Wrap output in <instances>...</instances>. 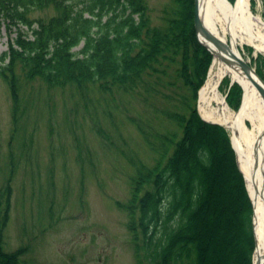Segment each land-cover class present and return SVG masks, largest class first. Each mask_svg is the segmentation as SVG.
Returning <instances> with one entry per match:
<instances>
[{
  "label": "rangeland",
  "instance_id": "374dc122",
  "mask_svg": "<svg viewBox=\"0 0 264 264\" xmlns=\"http://www.w3.org/2000/svg\"><path fill=\"white\" fill-rule=\"evenodd\" d=\"M143 1L152 23L161 25L162 9L168 5V0ZM251 11L264 21V0H251ZM56 15V9L49 7L31 12L29 20L50 19ZM5 25L0 18V234L4 253L16 261L7 258L0 264H155L149 257L138 260L136 254L145 255L143 242L140 239L133 241L124 209L131 199L138 164L151 167L154 161V153L139 134L136 123L148 118L150 113V119H153L152 113L166 107L159 99L163 90L158 95L154 93L147 102L137 93L121 90L112 94L100 93L95 87L82 97L71 85L49 88L38 78L27 79L19 62L15 61L13 67L5 65L11 60L10 45L15 43L16 35L15 28L9 30ZM218 25L222 26V23ZM23 30L31 33L28 26ZM198 46L202 48L199 43ZM81 47L82 44L73 51H79ZM239 49L249 66L264 80L262 55L254 57L248 46ZM213 58L211 56L206 66L194 103L197 115L205 122L198 112L199 92L213 65ZM12 81L18 90L17 121L13 117ZM219 90L228 107L237 111L242 98L240 84L230 85V80L225 78ZM152 124L159 129L169 125L163 118L153 119ZM215 125L225 130L236 159L229 131L221 124ZM200 138L202 141L203 135ZM236 162L239 168L237 159ZM186 167L188 174L181 171L179 176L187 181L186 176L190 174L192 181L197 179L204 189L199 218L204 216L207 204L211 209L217 206L211 212L213 217L218 216L211 225L207 222V228L198 221L199 227L194 228V232L181 235L183 238L177 249L181 253L195 252V238L209 227L205 239L199 243V264L233 263L236 255L228 252L226 245L229 239L232 240V234H237V227L235 230L232 225L238 221L233 218L234 213H239L238 229L242 227L243 230L245 217L250 232L247 226L246 242L241 240L235 245L244 250L246 264L248 259L253 264V205L244 178L250 207L243 203L242 191L235 192L233 181L224 182V175L222 183H218L216 177L214 179L221 185L219 191L217 186L213 193L209 186L206 188L205 171L217 170L222 176L228 168L226 163L221 166L212 160L207 170L201 172L194 165ZM212 196H216L213 197L216 200ZM218 197H222L226 208H221L223 204L220 205ZM192 221L191 213V227Z\"/></svg>",
  "mask_w": 264,
  "mask_h": 264
},
{
  "label": "trees",
  "instance_id": "16d2710c",
  "mask_svg": "<svg viewBox=\"0 0 264 264\" xmlns=\"http://www.w3.org/2000/svg\"><path fill=\"white\" fill-rule=\"evenodd\" d=\"M167 2L162 9V24L154 25L143 0H0V18L9 30L16 31L15 43L10 45L11 62L5 65L13 67L15 61L19 62L27 79L38 78L49 88L71 85L82 97L95 87L100 93H137L147 102L163 90L159 99L166 107L152 116L166 119L169 125L157 128L151 113L136 123L154 153V161L151 167L138 164L136 168L131 199L124 209L127 227L134 242H143L145 255L136 254L138 260L149 257L155 264H199V243L210 228L195 238V252L181 253L177 249L181 235L194 232L199 222L211 225L218 216L213 217L211 211L217 206L211 209L207 204L204 216L199 218L198 210L205 197L203 186L197 179L192 181L190 174L186 181L179 173L188 174L186 165H194L201 172L212 160L221 166L226 163L230 171L222 172V176L217 170L205 171L206 188L209 186L213 193L217 186L219 191L218 183H222L224 175V182L236 184L235 192L242 191L243 203L250 207V201L225 130L202 121L195 109L196 91L211 55L196 40L194 0ZM49 7L56 9L55 17L29 20L31 12ZM24 26L31 33L24 31ZM81 44L80 50L74 52ZM10 91L17 121L18 90L13 81ZM191 181L195 186H190ZM217 199L223 204L221 208H226L222 197ZM191 213L193 227L189 225ZM236 214L240 225L241 217ZM245 219L243 230L248 237ZM2 246L0 234V261H16L4 253Z\"/></svg>",
  "mask_w": 264,
  "mask_h": 264
},
{
  "label": "bare ground",
  "instance_id": "6f19581e",
  "mask_svg": "<svg viewBox=\"0 0 264 264\" xmlns=\"http://www.w3.org/2000/svg\"><path fill=\"white\" fill-rule=\"evenodd\" d=\"M200 11L206 29L229 47L226 54L228 57L234 56L248 63L239 49L248 46L253 50L254 57L261 54L264 58V21L253 15L251 0H234L233 3L229 0H200ZM219 22L222 26L218 25ZM213 60L199 92L198 112L207 123L221 124L230 133L238 169L245 180L254 208L256 247L253 264H264V98L241 71L231 68L216 57ZM225 78L230 80V85L234 81L242 88L237 111L228 107L219 90ZM236 215L240 219V215ZM236 224L232 227L235 230L237 227V234H232L229 244L223 245L228 247V252L236 255V260L231 264H246L243 260L244 250L235 243L241 240L246 242L247 236L244 230L238 229V221Z\"/></svg>",
  "mask_w": 264,
  "mask_h": 264
},
{
  "label": "water",
  "instance_id": "95a60500",
  "mask_svg": "<svg viewBox=\"0 0 264 264\" xmlns=\"http://www.w3.org/2000/svg\"><path fill=\"white\" fill-rule=\"evenodd\" d=\"M193 24H194L196 40L201 45V47L205 51H207L211 56L220 59L231 68L237 69L241 71L244 75H246L249 82L257 88L259 93L264 98V80L258 75L255 69L249 66L248 63L242 61L237 57L234 56L228 57L226 54L229 50V47L226 44H223L221 41H219L211 32H209L206 29L200 11V0H194ZM232 83H234V81H232ZM213 124H218V123L213 122ZM252 214L253 215L251 219V225H252L251 231L254 234V220H255L254 208ZM254 245L256 247L255 241H254Z\"/></svg>",
  "mask_w": 264,
  "mask_h": 264
}]
</instances>
